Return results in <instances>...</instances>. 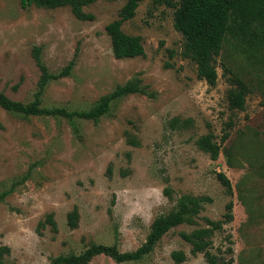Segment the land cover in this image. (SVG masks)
I'll return each instance as SVG.
<instances>
[{"label": "rangeland", "instance_id": "1", "mask_svg": "<svg viewBox=\"0 0 264 264\" xmlns=\"http://www.w3.org/2000/svg\"><path fill=\"white\" fill-rule=\"evenodd\" d=\"M125 3L96 0L83 8L94 17L82 18L70 5L0 0V92L23 103L35 99L40 47L51 73L75 60L69 76L47 86L44 107L88 110L137 78L152 94L115 100L98 122L24 116L0 106V193L8 192L0 201V243L11 247L9 264H50L93 243L136 250L154 218L173 210L183 195L208 199L195 224L171 229L139 261L101 254L90 264H207L181 232L206 226V218L222 219L230 201L234 219L216 232L212 250L231 245L233 252L225 255L233 264H264V47L228 38L218 56V82L210 86L180 53L184 39L174 27L175 8L165 0H143L122 28L142 37L145 53L118 58L106 28ZM231 74L249 87L244 109L230 107ZM229 121L230 136L213 160L199 139L213 132L219 142ZM219 172L231 180L233 195ZM76 207L79 224L72 228L68 213ZM51 213L57 230L41 224ZM174 251H184L186 260L177 263Z\"/></svg>", "mask_w": 264, "mask_h": 264}, {"label": "trees", "instance_id": "2", "mask_svg": "<svg viewBox=\"0 0 264 264\" xmlns=\"http://www.w3.org/2000/svg\"><path fill=\"white\" fill-rule=\"evenodd\" d=\"M96 0H22L23 6L36 4L40 7H60L70 5L75 13L82 18H93L85 13L83 8ZM143 0H126L119 17L107 25V33L112 40L114 54L118 58H131L144 55L145 49L142 37L126 33L122 26L125 21L133 18L136 10ZM167 4L175 8L174 27L183 36V49L180 52L184 58L190 59L196 65L197 76L210 86H215L219 79L218 56L228 38L234 39L252 48L264 47V0H165ZM171 57L176 51L170 50ZM35 57L40 66L42 77L35 99L30 103L14 100L5 93L0 92V106L5 110L30 115H62L71 121L81 117L93 119L96 122L106 115L112 103L132 93L149 94L145 87L140 85V80L132 79L126 84L118 85L111 93L103 96L93 107L88 110L68 111L66 108H47L43 106V96L47 86L54 79L69 76L75 65L72 60L58 74L51 73L41 59V48L35 47ZM171 65V64H169ZM226 70H230L223 65ZM232 87L228 98L230 107L233 109H244L249 87L244 79L238 75L231 74ZM234 126L233 121L226 123L224 134L220 141H215L216 135L209 132L199 139L200 147L211 155L213 160H218L223 143L229 138L230 130ZM218 178L226 187L227 193L233 195L231 180L224 172L218 173ZM169 193V189L167 191ZM8 192L0 193V201H3ZM207 198H198L183 195L177 206L168 213L156 216L151 224L150 232L145 242L136 250L121 251L118 243L99 244L93 243L81 253L71 252L60 254L52 258L50 264H90L91 260L98 255L104 254L117 262L139 261L151 253L162 237L171 229L182 224H195L200 217L202 202ZM233 201L227 204V211L222 219L206 218V226L193 229L191 232L182 231V238L191 245L193 254L203 253L207 264H233V258L227 259L225 252L232 253L230 245L225 251L219 249L213 251L214 236L217 231L223 229L224 224L234 219ZM80 213L74 208L68 213V224L76 228L79 224ZM50 223L57 230L54 214L47 216L41 224ZM229 244L233 241L228 237ZM11 247L0 243V264H9ZM173 258L177 263L184 262L187 255L184 251H174Z\"/></svg>", "mask_w": 264, "mask_h": 264}]
</instances>
